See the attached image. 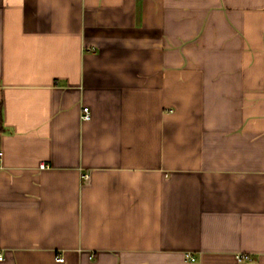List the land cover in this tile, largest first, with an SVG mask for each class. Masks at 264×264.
<instances>
[{
  "label": "crops",
  "instance_id": "obj_1",
  "mask_svg": "<svg viewBox=\"0 0 264 264\" xmlns=\"http://www.w3.org/2000/svg\"><path fill=\"white\" fill-rule=\"evenodd\" d=\"M0 152V264H264V0H0Z\"/></svg>",
  "mask_w": 264,
  "mask_h": 264
},
{
  "label": "built area",
  "instance_id": "obj_2",
  "mask_svg": "<svg viewBox=\"0 0 264 264\" xmlns=\"http://www.w3.org/2000/svg\"><path fill=\"white\" fill-rule=\"evenodd\" d=\"M82 117L84 119H89V117H90V111H89V108L88 107H83L82 108ZM1 155H2V153L0 152V156ZM187 257L190 258V259H193L191 256H188L187 255ZM2 258H3L2 257V254L0 253V260ZM246 258H248V257L239 255V256H237V261L241 262V261H243ZM56 260L59 261V262H62L63 261V258L62 257H57Z\"/></svg>",
  "mask_w": 264,
  "mask_h": 264
}]
</instances>
